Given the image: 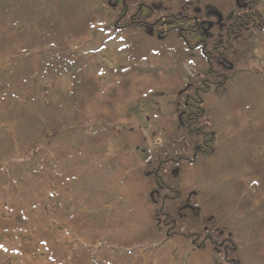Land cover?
<instances>
[{"label":"trees","instance_id":"trees-1","mask_svg":"<svg viewBox=\"0 0 264 264\" xmlns=\"http://www.w3.org/2000/svg\"><path fill=\"white\" fill-rule=\"evenodd\" d=\"M236 2L148 0L163 24L131 33L114 26L112 0H0V189L53 170L76 143L116 167L107 200L68 218L69 239L40 230L17 254L45 264H264V0ZM213 11L223 24L194 23ZM98 29L126 53L107 84L81 64ZM48 79L69 89L43 93ZM154 97L161 122L148 140L120 120ZM132 134L143 141L124 145ZM10 232L0 218V259Z\"/></svg>","mask_w":264,"mask_h":264},{"label":"rangeland","instance_id":"rangeland-1","mask_svg":"<svg viewBox=\"0 0 264 264\" xmlns=\"http://www.w3.org/2000/svg\"><path fill=\"white\" fill-rule=\"evenodd\" d=\"M210 1L217 6L227 7L233 0ZM236 1V4H239V0ZM225 10L228 12L227 9ZM215 12L223 16L221 12ZM109 21L107 19V22ZM107 39L104 30L98 29L80 48L83 54L81 64L90 63L92 71L103 78L106 84L112 81L109 69L122 70L126 65V53L121 50L122 45L117 41L107 42ZM156 63L152 61L150 66L155 67ZM42 87L43 93L54 92L57 87L62 88V92L66 93L69 83L66 79L57 81L48 79L43 82ZM2 101H11V98H5ZM17 103H13V105H17ZM1 104L0 102V109ZM41 104L36 105L39 108ZM136 104L137 107L134 105L126 109L121 116L120 124L126 128H134L141 132L144 138L150 140L157 133V123L161 122L155 118L160 110L159 99L156 97L150 100L140 98ZM28 126L31 124L22 125L17 128L16 132L24 137ZM7 127L11 129L10 126ZM134 137L135 135L132 134V139L129 136L124 138V145L129 144L130 141L137 144L143 141L141 135L136 136V141L133 139ZM119 144L120 142L117 141V148H119ZM119 149L114 150L115 155L120 153ZM80 151L81 146L78 143L69 146L67 155L69 158L60 162L53 170L47 169L30 179H18L15 184L0 189V218L9 224L11 231L7 234L8 238L6 239L9 244L6 245L9 252H4L8 256H2L0 264H45L46 257L43 258L42 263L38 260L28 259L25 254H17L16 246H21L24 243L29 246L37 245L40 230L44 229L60 241L69 239L74 231L69 227L68 218L100 207L107 200L111 189V180L115 174V165L83 156L79 154ZM127 212L128 210H124L121 213L126 215ZM133 221L135 223V219ZM126 226L134 225L127 223ZM125 231L129 230L125 229ZM43 250L45 248L39 245L36 252H44Z\"/></svg>","mask_w":264,"mask_h":264},{"label":"flooded vegetation","instance_id":"flooded-vegetation-1","mask_svg":"<svg viewBox=\"0 0 264 264\" xmlns=\"http://www.w3.org/2000/svg\"><path fill=\"white\" fill-rule=\"evenodd\" d=\"M112 1L113 3L111 11L114 20L113 22L114 26L119 31L128 29L131 33H133L134 31L137 33L139 29H141L144 31L143 33H146L147 31L149 33H152L154 30L158 29L156 26L160 25L161 23L163 24V18L161 17V14L155 12L154 9L152 10L151 7H149V9L146 6L147 3L145 4V2H147L148 0ZM152 5L155 6V3H153ZM216 14L217 12H210V17L205 19L193 18V21L196 25L203 27V31H208L209 29H213L215 25L223 24V16L222 20L219 21Z\"/></svg>","mask_w":264,"mask_h":264},{"label":"water","instance_id":"water-1","mask_svg":"<svg viewBox=\"0 0 264 264\" xmlns=\"http://www.w3.org/2000/svg\"><path fill=\"white\" fill-rule=\"evenodd\" d=\"M218 18H219V20H221V17L218 16Z\"/></svg>","mask_w":264,"mask_h":264}]
</instances>
